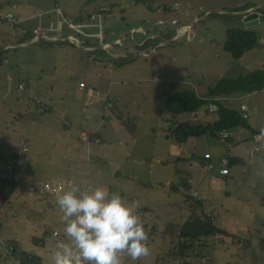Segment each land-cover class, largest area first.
Returning a JSON list of instances; mask_svg holds the SVG:
<instances>
[{
    "label": "rangeland",
    "instance_id": "374dc122",
    "mask_svg": "<svg viewBox=\"0 0 264 264\" xmlns=\"http://www.w3.org/2000/svg\"><path fill=\"white\" fill-rule=\"evenodd\" d=\"M245 4L264 9V0H1L0 178L10 156L23 154L17 165L26 157L15 172L20 185L0 210L7 242L16 240L42 264H53L56 245L65 239L63 214L56 196L32 195L31 187L47 181H60L64 189L104 186L127 202L139 201L137 215L147 225L150 254L138 261L124 254L121 264H182L170 254L174 237L164 230L188 218L184 192L208 197L198 190H210V206L225 218L226 191L239 201L246 186L234 180L235 167L218 175L219 154L232 151L229 139L201 136L179 144L167 137L165 104L176 90L194 88L206 97L220 78L264 67V21L250 27L255 49L237 59L224 48L228 29L248 28L238 17L242 11H235ZM81 82L97 93L88 96L91 104ZM225 98L221 102L231 106ZM39 101L47 112H38ZM127 113L136 119V134L120 121ZM176 119L209 123L216 115L203 107ZM206 151L214 168L202 165ZM180 173L193 187L171 191L184 181ZM214 176L219 183L208 179ZM251 185L259 191V183ZM256 209L261 213L248 216L257 217L259 236H251L249 246L213 237L197 246L210 259L205 264H264V207ZM230 216L234 225L223 221L229 232L248 233L245 215ZM14 261L0 258V264Z\"/></svg>",
    "mask_w": 264,
    "mask_h": 264
},
{
    "label": "trees",
    "instance_id": "16d2710c",
    "mask_svg": "<svg viewBox=\"0 0 264 264\" xmlns=\"http://www.w3.org/2000/svg\"><path fill=\"white\" fill-rule=\"evenodd\" d=\"M253 6V4L241 5L235 11H244ZM258 11L264 13V9L262 8H259ZM238 17L243 19L244 15H238ZM257 42V35L252 29L230 28L227 31L224 48L229 51L234 58L239 59L246 52L253 49L257 45ZM1 62L2 54H0V63ZM20 87L22 88V85H20ZM263 88L264 67H260L250 71L248 74L239 75L236 77L220 78L215 85L209 88L206 97L199 96L194 88H186L174 91L173 94L167 97L165 104V108L171 116V118L167 119V137H173L177 143L182 144L191 137H201L207 135L208 139H214L220 137L222 132H231L233 129L238 127H244L251 130L253 135L258 134L249 123L245 113H243L238 108L226 106L221 102V98L236 93H251L259 91ZM108 101L111 102L112 100L109 99ZM111 104H113V102H111ZM206 105L216 106L215 112L217 114V119L214 122L194 123L188 120L179 121L176 119L177 116L181 114L195 112ZM37 107L39 113L47 112L49 110L47 106H42L40 101L37 104ZM119 118L121 123L132 134H136L137 122L133 116L127 113L126 115H120ZM230 136L223 140H228ZM91 137L101 138L99 134H91L90 138ZM83 139L89 141L88 138L83 137ZM22 155L23 154L19 156ZM25 159L26 157H23V163ZM228 161L229 166L233 165L235 162H242L240 159H236L234 157H230ZM23 163L19 165L16 164L14 166V171L10 175H8L7 172V165H5L3 177L0 178V210L2 203L8 201L20 185V181L15 175V172L20 166L23 165ZM208 168H213V166ZM183 184L184 181L179 185L172 184L170 190L174 192H182L187 188V185ZM41 185H36L37 190L41 189ZM184 195L186 196V201L191 207L188 218L182 224L170 223L167 227H165L164 230V234H172L174 237L172 239L174 247L171 249L170 254L176 258H179L182 264H205L206 256L202 254V250H197V246L207 245L210 237H219L220 235L227 234V232L217 223L215 216L206 211L204 201L198 200L192 194H187L184 192ZM139 209L138 211H141ZM142 209L146 211V208ZM145 227H147V225H145ZM154 227V230H158L159 228L156 225ZM1 236L2 230L0 225V237ZM10 245H13L12 252L11 249L10 251L8 250ZM0 247V258H2L4 255L14 257V264H42V259L39 255L22 249L20 243L15 240H11L7 243H5L3 240H0ZM207 259L210 260L209 258ZM206 264L213 263L208 261Z\"/></svg>",
    "mask_w": 264,
    "mask_h": 264
},
{
    "label": "clouds",
    "instance_id": "9594fccd",
    "mask_svg": "<svg viewBox=\"0 0 264 264\" xmlns=\"http://www.w3.org/2000/svg\"><path fill=\"white\" fill-rule=\"evenodd\" d=\"M56 202L65 239L56 245L53 264H121L124 254L132 261L150 254L139 201L127 202L104 186H70L57 192Z\"/></svg>",
    "mask_w": 264,
    "mask_h": 264
},
{
    "label": "crops",
    "instance_id": "0c3cea01",
    "mask_svg": "<svg viewBox=\"0 0 264 264\" xmlns=\"http://www.w3.org/2000/svg\"><path fill=\"white\" fill-rule=\"evenodd\" d=\"M253 7L261 8V6H255V5ZM38 36L32 38L33 39L32 42H36V38ZM255 48L256 46L253 49ZM253 49L249 50L248 52L252 51ZM248 52H246L245 54H247ZM12 77H13L12 75H9L8 80H11ZM81 83H84V82H81ZM80 88L82 90L83 95L87 97L86 104L88 103L91 104L92 101H88V96L95 97L97 95L96 91L93 89H89V88L85 91V89L87 88L86 85L85 87H80ZM225 99H228L229 101L232 102V105L231 106L229 105L228 107L238 108L243 113H245L249 120V123L255 129L256 133H258L259 135H262L261 130H264V88L259 91H255L251 93L232 94L229 97H226ZM243 106H246L247 109L244 110ZM204 108L207 111H210V112L213 111V114L216 115V119H217V114L215 112L216 106L206 105ZM241 128L242 127H238V128L233 129V131H231V136L229 138L230 143H232L230 144L231 150H232L231 154H226L225 152H223L219 154V157H218V162L221 163V167L219 168L218 175L228 176L232 173V168L235 167L236 177L234 178V180L238 178L240 183L246 186L245 192L240 196V200L236 201L234 198L231 197L230 192L226 191L227 198L223 205L225 218H221L219 215L215 213V209L211 207L209 204V201L213 199L212 192L210 190L209 191L208 190H198V192L204 193L208 195V197H203V196L201 197L199 195H196V196L194 195V196L198 200L204 201V204L206 206V211L211 213L213 216H215L217 223L222 227V229H224L227 232V234L225 235H220L219 237H215L221 244L226 243L227 239L230 238L233 244L249 246L250 245L249 238L251 236H259L260 234V230L256 224L257 217L251 218L248 215H252L254 213L259 214L261 212L258 211V209H256L255 211V208L264 207V145L259 150H255L254 142L252 138L253 132H251V130L249 129L245 128L244 130ZM208 140L211 141V139H208ZM206 153H209L211 155V158L206 159L205 158ZM205 154L202 158V165L207 166L208 163H213V168H214L215 162L213 160L214 159L213 154L209 151H206ZM230 157L240 159L242 162H235L233 165L229 166L228 160ZM224 160H226L227 163H225ZM225 165L229 168L228 174L221 173V169L225 167ZM219 176L209 177L208 179L211 182L219 183ZM180 178H183L184 184H186L187 187L188 186L193 187L192 186L193 181L191 177L189 178V181H187L188 176L180 173ZM251 181H255L256 183H259L260 185L259 191L255 190V187L251 185ZM50 196H56V195H50ZM238 213L245 215L246 217L245 221L248 224L249 230H248V233L244 234V236H240L239 234H233L229 232L226 229L227 227L223 225V221H226L228 225H234L235 220L232 221V217L230 215L238 214ZM260 222L262 223L261 219H260ZM246 235L248 238L246 237ZM213 237L214 236L209 238L208 243H210L214 239ZM2 238L0 237V240L7 242V240L4 238L3 235H2ZM258 240L260 239L256 238V242ZM8 241H11V240H8ZM242 241H245V242L242 243ZM246 241H249V242H246ZM257 251H258L257 249L256 250L252 249L251 251H249V253L256 254Z\"/></svg>",
    "mask_w": 264,
    "mask_h": 264
},
{
    "label": "built area",
    "instance_id": "2783aa9c",
    "mask_svg": "<svg viewBox=\"0 0 264 264\" xmlns=\"http://www.w3.org/2000/svg\"><path fill=\"white\" fill-rule=\"evenodd\" d=\"M81 86L82 87H85V84L84 83H81ZM243 109L246 110L247 107L246 106H243ZM230 133L231 132H229V131L222 132L221 133L222 139H227L230 136ZM253 142H254V149L255 150H259L264 145V137L262 135H259V134H254L253 135ZM205 157L208 159V158L211 157V155L209 153H206L205 154ZM19 158H21V156H19V155H16V159L17 160L15 159V157L12 158V156H10L8 158L7 164H6L7 165L8 175L12 174V172L14 171V166L16 164H18V161H21ZM224 162L227 163L226 160H224ZM207 166L208 167H212L213 164L212 163H209ZM221 172L223 174H228L229 173L228 167L225 165V167H223L221 169ZM63 188H64V184L62 182H56V183L46 182V183H44V185L41 187L40 190H37L36 186H35V188L32 186L31 187V191H34V192H37V193L38 192L39 193H44V192L57 193L60 189H63ZM9 249H11V248L9 247Z\"/></svg>",
    "mask_w": 264,
    "mask_h": 264
},
{
    "label": "water",
    "instance_id": "95a60500",
    "mask_svg": "<svg viewBox=\"0 0 264 264\" xmlns=\"http://www.w3.org/2000/svg\"><path fill=\"white\" fill-rule=\"evenodd\" d=\"M260 7H252L246 11H243L241 14L244 15V22L246 27H251L261 21H264V13L258 11ZM208 138L207 135H205Z\"/></svg>",
    "mask_w": 264,
    "mask_h": 264
},
{
    "label": "bare ground",
    "instance_id": "6f19581e",
    "mask_svg": "<svg viewBox=\"0 0 264 264\" xmlns=\"http://www.w3.org/2000/svg\"><path fill=\"white\" fill-rule=\"evenodd\" d=\"M3 17H5V16H3ZM50 182V181H49ZM60 182V181H59ZM52 183H56V182H52ZM64 189V188H63ZM44 193H47V194H49V195H56L57 193H52V192H44ZM43 193V194H44ZM33 195H35V194H39V192L37 193V192H33L32 193ZM57 234V232H55V235ZM58 235H59V233H58ZM7 243V242H6ZM10 248H11V252H12V249H13V245H10L9 246Z\"/></svg>",
    "mask_w": 264,
    "mask_h": 264
}]
</instances>
